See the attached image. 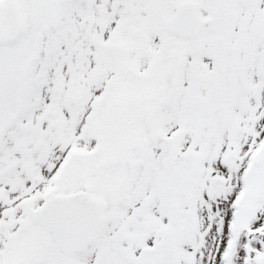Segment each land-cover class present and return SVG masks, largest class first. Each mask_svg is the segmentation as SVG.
Returning <instances> with one entry per match:
<instances>
[{
  "label": "snow or ice",
  "instance_id": "1",
  "mask_svg": "<svg viewBox=\"0 0 264 264\" xmlns=\"http://www.w3.org/2000/svg\"><path fill=\"white\" fill-rule=\"evenodd\" d=\"M0 264H264V0H0Z\"/></svg>",
  "mask_w": 264,
  "mask_h": 264
}]
</instances>
